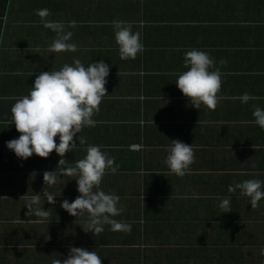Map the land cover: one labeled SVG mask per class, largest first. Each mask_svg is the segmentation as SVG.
I'll use <instances>...</instances> for the list:
<instances>
[{"label":"crops","instance_id":"1","mask_svg":"<svg viewBox=\"0 0 264 264\" xmlns=\"http://www.w3.org/2000/svg\"><path fill=\"white\" fill-rule=\"evenodd\" d=\"M193 1L205 6L193 8ZM41 8L49 20L76 21L69 30L77 51L47 50L55 34L39 23ZM113 19L141 32L144 50L135 59L120 58ZM191 48L209 53L220 69L214 109L193 107L175 84ZM74 57L85 67L101 59L109 65L107 94L92 117L97 123L73 137L86 144L66 152L59 166L55 150L18 158L5 144L20 135L11 106L36 75ZM244 92L256 99L242 104ZM255 106L264 108V0H0V264H51L70 247L94 250L101 264H262L264 198L251 208L238 189L227 192L243 180L264 182V130L252 122ZM174 139L193 147L183 176L163 162ZM87 144L102 146L119 164L105 172L100 189L120 197L123 211L113 219L130 224L128 232L105 225L96 236L85 233L83 218L60 207L80 194L75 177L59 169L83 158ZM45 171L57 172L58 182L45 185ZM42 192L59 195L54 204L41 199L49 216H26L27 200ZM225 195L227 213L219 207Z\"/></svg>","mask_w":264,"mask_h":264},{"label":"clouds","instance_id":"2","mask_svg":"<svg viewBox=\"0 0 264 264\" xmlns=\"http://www.w3.org/2000/svg\"><path fill=\"white\" fill-rule=\"evenodd\" d=\"M35 14L40 18L41 26L55 34L47 46L50 53L77 51L78 46L71 41L73 33L69 30L75 27V20H49L47 17L50 13L47 8L37 9ZM111 25L121 59H135L143 52L141 32L133 31L132 22L113 19ZM183 63L187 70L178 74L175 81L177 88L190 98L193 107L199 109L202 104L208 109H214L221 99L217 95L221 86V72L218 67L213 68L215 61L206 51L191 48L184 52ZM220 63L225 62L221 60ZM108 75L109 65L104 60L90 62L85 67L75 57L71 64L65 63L59 70L40 72L28 94L16 99L10 108L11 123H14L20 135L6 141V147L21 159L33 154L46 158L55 150L61 157L58 166L65 164L63 157L66 152H71L77 144H86L84 137L77 136L78 143L73 137L80 133L82 127H94L97 123L92 117L99 111V104L107 94L105 85ZM238 99L243 104L256 97L244 92ZM251 114L254 118L252 122L264 130V108L255 106ZM140 123L143 125L144 122ZM57 136L58 142L54 141ZM85 152L83 158L76 160L73 165L59 169L60 175L75 177L76 190L80 194L71 202L62 200L60 207L73 217L83 218L80 227L85 233L91 232L96 236L104 231L105 225L110 226L111 231H130V224L113 219L123 211L119 204L120 197L100 189L105 172H115L119 164H114V158L103 151L100 145L87 144ZM166 152L163 162L168 169L177 176L185 175L194 160L192 144L174 139L170 141ZM43 181L48 186L57 183V172L45 171ZM262 185L264 182L259 179H247L230 184L227 192L231 194L238 189L241 195L249 198L251 208H256L258 202L264 198ZM56 196L59 195L35 193L25 204V215L47 218L50 209L42 207L41 199L54 204ZM230 199L229 195H225L219 200V207L224 209L223 213L230 212ZM261 254L264 255V249ZM51 264H101V259L94 250L70 247L66 257L52 259Z\"/></svg>","mask_w":264,"mask_h":264},{"label":"trees","instance_id":"3","mask_svg":"<svg viewBox=\"0 0 264 264\" xmlns=\"http://www.w3.org/2000/svg\"><path fill=\"white\" fill-rule=\"evenodd\" d=\"M192 5H193V8H198L200 5H201V7H204L205 6V1H193ZM3 10H4V7H3Z\"/></svg>","mask_w":264,"mask_h":264},{"label":"bare ground","instance_id":"4","mask_svg":"<svg viewBox=\"0 0 264 264\" xmlns=\"http://www.w3.org/2000/svg\"><path fill=\"white\" fill-rule=\"evenodd\" d=\"M132 146H140V145H138V144H133ZM140 148V147H139Z\"/></svg>","mask_w":264,"mask_h":264},{"label":"built area","instance_id":"5","mask_svg":"<svg viewBox=\"0 0 264 264\" xmlns=\"http://www.w3.org/2000/svg\"><path fill=\"white\" fill-rule=\"evenodd\" d=\"M133 148H139L140 146H132Z\"/></svg>","mask_w":264,"mask_h":264}]
</instances>
